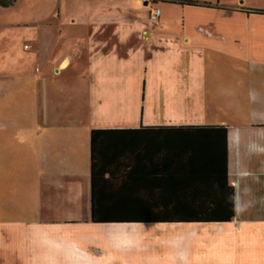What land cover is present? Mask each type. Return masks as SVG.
<instances>
[{"label": "crops", "instance_id": "1", "mask_svg": "<svg viewBox=\"0 0 264 264\" xmlns=\"http://www.w3.org/2000/svg\"><path fill=\"white\" fill-rule=\"evenodd\" d=\"M18 1L9 7L0 5V264H103L111 241L121 244V248L126 246L125 232H114L110 226L138 228V225L189 226L192 230L183 238L187 239L183 246H175L177 238H174L165 251H149L155 254L154 259L144 254L133 264H264V159H255L249 151L248 160H244L239 147L234 154L231 152L232 129L241 143L244 136L240 129L247 127L237 122L240 117L237 113L217 116L207 111V104L216 100L237 101L239 96L247 95L252 103H261V112L254 115L255 121L251 124L263 125L252 129H263L264 62L260 65L259 80L246 79L244 86L231 83L221 88L217 85V64H211L217 50H151L150 54L145 53L141 48L147 45L144 36L147 31L140 14L151 1L176 5L165 0L123 1L119 5L123 8L122 14L112 21L114 28L109 35L104 31L108 16H103L98 9L79 10L77 0H57L49 15L14 20L8 13ZM65 4L67 9L63 10ZM158 9L161 11L160 22L164 11ZM81 25L87 26L88 48L80 51L87 55L83 86H87L89 98L94 100L95 80L98 81L96 84L109 90L119 81L138 104L144 103L143 114L137 111L135 116L138 119L141 116V125L96 124L92 130H157L152 132L157 136L154 137L156 141L144 134L146 138L137 143L150 157V153L158 150L171 152L174 147L184 145L183 137L181 142L172 141L175 129L226 126L228 179L235 188L233 221L91 222L90 139L89 154L86 155L79 148L78 80L72 74L65 76V80L61 78L62 72L82 54L78 50L77 36L66 29ZM112 38L117 44L110 46ZM63 39L68 41L63 44ZM128 40L136 43L138 48L129 53L127 72L114 50L124 48ZM189 42L187 37L186 43ZM26 45L30 48L26 49ZM105 50L113 51L107 53ZM208 71L215 74V79L209 80ZM147 103L150 104V115L147 114ZM89 111L92 119V107ZM126 145L117 144L123 148ZM151 160L142 158L134 173L133 182L139 190L137 197L167 198L170 196L168 184L174 173L173 159ZM187 160L182 159L183 167L189 166ZM197 161L196 166L202 165V161ZM185 171L182 177L188 176L189 167ZM256 195L261 198L259 206L253 203ZM243 199L246 201L244 207L240 203ZM79 214H90V223L78 224ZM99 225L108 226L107 239L100 234L81 231L83 227ZM134 237L142 241L139 235ZM143 242L147 247L149 242Z\"/></svg>", "mask_w": 264, "mask_h": 264}, {"label": "rangeland", "instance_id": "2", "mask_svg": "<svg viewBox=\"0 0 264 264\" xmlns=\"http://www.w3.org/2000/svg\"><path fill=\"white\" fill-rule=\"evenodd\" d=\"M57 0H19L18 5L8 15L14 20L34 19L41 15H49L56 7ZM79 10L93 9L102 11L103 16H108L105 19L104 31L107 35L113 31V20H117L122 14L123 1L127 0H77ZM206 3L211 7L200 6V8L185 7L183 5H172L165 3L150 2V6L143 9L140 14V19L145 23L146 33L144 34L148 41L141 50L150 54L151 50H217V55L211 58V64H217V85L224 88L230 86L231 83H236L241 86L245 85L246 79H260L261 64L264 62V14L248 13L250 10L264 11V0H211ZM59 6V4H58ZM66 4L63 10H66ZM161 8L164 11L160 22L150 24V14L155 9ZM67 31H72L78 38V50H87L86 31L87 26L67 27ZM151 32V35L148 33ZM187 37L190 38L189 44L186 43ZM68 41V40H66ZM63 39L62 43H66ZM110 46L116 43L117 40H109ZM138 48L136 43L128 40L126 46L120 50H114L118 54L119 59L123 62V68L129 71L128 57L129 53ZM150 50V51H148ZM107 53L113 50H105ZM85 53L79 56L78 60L66 70L62 72V77H70L69 74L75 75L77 78V108L79 128V148L84 150L86 155L89 154V139L93 125L102 124L107 126H127L135 123L141 125L140 119L136 118L137 111L140 115L143 114L144 103H137L133 96H129L126 88L117 83L113 89L109 90L105 86H100L97 80L94 82V100L89 98L88 88L85 85L83 75L87 72ZM145 71V70H144ZM252 71V72H251ZM207 77L215 79V74L208 71ZM252 75V77H250ZM66 76V77H65ZM130 82V79H126ZM118 84V86L116 85ZM207 111L216 113L217 116H227L231 113H237L240 117L237 120L242 125L240 130L244 138L241 143L232 134L230 135L231 152L233 154L239 147V153L246 159L247 153L250 151L251 156L255 159H264V148L262 141L264 138L263 129H252L253 126H262L263 124H251L257 112L260 111L261 103H252L247 95L238 97L237 101H230L222 98L207 104ZM92 107L94 113L90 118L89 109ZM147 114L150 115V104L147 103ZM147 121L149 119L147 118ZM254 123V122H253ZM258 123V122H257ZM234 159V157H233ZM86 162V169L89 167ZM83 167V166H80ZM85 167V164H84ZM260 197L256 195L253 198L255 206L260 205ZM242 207L245 206V199L240 200ZM78 224L90 223V214H79L77 218ZM87 226V225H86ZM108 226H88L83 227L81 231L86 230L93 234H100L107 239ZM110 230L114 232L124 231L126 246L121 248V244L111 241L109 251L106 252L103 264H133L136 258L146 254L148 258L154 259L155 254L149 253L152 251H165L168 244L171 246L174 238H177L175 246H183L186 242L183 239L188 236L192 230L189 226H150L138 225L135 226H110ZM121 227V228H120ZM188 228V229H184ZM185 231H184V230ZM122 231V232H123ZM183 231L186 235H182ZM114 232L111 235L114 236ZM182 233V234H181ZM135 234L139 235L136 239ZM112 240V239H111ZM114 240V238H113ZM149 242L147 247L143 241ZM123 242V241H122ZM141 246V247H140ZM169 247V246H168ZM121 248V249H120ZM148 250V252H147ZM145 256V255H144ZM143 256V257H144ZM109 263H107V261ZM97 264V263H94ZM140 264V263H139Z\"/></svg>", "mask_w": 264, "mask_h": 264}, {"label": "trees", "instance_id": "3", "mask_svg": "<svg viewBox=\"0 0 264 264\" xmlns=\"http://www.w3.org/2000/svg\"><path fill=\"white\" fill-rule=\"evenodd\" d=\"M165 1L183 6L211 7L193 0ZM15 2L17 0H0V5L9 7ZM248 13L264 14V11L250 10ZM155 131L152 128L91 131V222L163 224L233 221L235 188L228 179V128L216 125L175 129L172 141L181 142L183 137L184 145L174 147L171 152L158 150L150 153L149 157L137 143L146 138L144 134L156 141L157 136L152 133ZM121 143L127 144L125 148L117 146ZM144 157L152 159V162L173 159L174 173L167 189L169 197H137L139 190L133 182L134 173ZM182 159H188V176L182 177L187 168L183 167ZM195 160L202 161V165L196 166Z\"/></svg>", "mask_w": 264, "mask_h": 264}, {"label": "built area", "instance_id": "4", "mask_svg": "<svg viewBox=\"0 0 264 264\" xmlns=\"http://www.w3.org/2000/svg\"><path fill=\"white\" fill-rule=\"evenodd\" d=\"M160 15H161V11L159 9H155V11H153L151 14H150V22L152 23H156L158 22L159 18H160ZM26 49H29L30 46L29 45H26L25 46Z\"/></svg>", "mask_w": 264, "mask_h": 264}]
</instances>
